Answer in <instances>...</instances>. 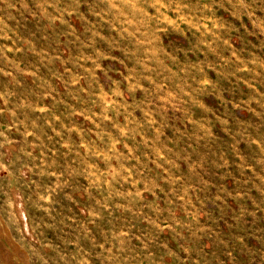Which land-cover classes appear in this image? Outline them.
I'll list each match as a JSON object with an SVG mask.
<instances>
[{"label": "rangeland", "instance_id": "1", "mask_svg": "<svg viewBox=\"0 0 264 264\" xmlns=\"http://www.w3.org/2000/svg\"><path fill=\"white\" fill-rule=\"evenodd\" d=\"M0 264H264V0H0Z\"/></svg>", "mask_w": 264, "mask_h": 264}]
</instances>
